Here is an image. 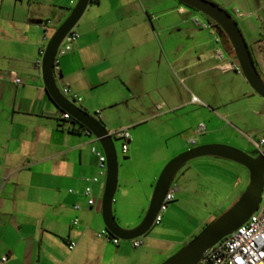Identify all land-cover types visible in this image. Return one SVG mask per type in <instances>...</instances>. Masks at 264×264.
Instances as JSON below:
<instances>
[{
	"label": "crops",
	"instance_id": "0c3cea01",
	"mask_svg": "<svg viewBox=\"0 0 264 264\" xmlns=\"http://www.w3.org/2000/svg\"><path fill=\"white\" fill-rule=\"evenodd\" d=\"M74 1L0 0V258L6 257L0 264H159L215 219L220 202L211 198L200 210L205 215L186 216L185 226L171 221L152 225L137 248L127 241L114 245L97 237L105 229L100 210L104 177L97 176V159L90 148L99 145L86 130L61 119L46 96L40 66L35 65L49 33L69 15ZM96 1L74 27L78 39L58 58L54 77L59 91L68 87L80 99L67 97L77 107L88 114L101 111L108 133L148 119L149 103L157 96L163 115L181 120L197 116L207 122L215 118L221 124L204 126L201 134L187 124L183 129L193 136L216 137L219 143H240L242 136L251 145L254 135H262L264 127L244 135L235 126L253 122L254 105L260 104L257 95L232 87L234 91H216L212 98V83L233 71L222 68L206 50V40L190 29L191 13L174 7L176 1L159 16H150L149 11L156 9L153 3L165 4L163 0ZM46 21L50 25L43 40ZM191 97L204 109L192 111L197 103ZM117 110H122L121 118ZM117 120L125 123L117 126ZM189 140L185 142L190 147L197 145ZM138 182L135 174L127 173L119 181L125 212L130 191L135 190L137 200L145 197ZM240 182L235 180L231 192ZM86 186L92 190L91 206L83 195ZM143 206L141 202L137 207L139 220L146 211ZM139 220L125 221L122 228L132 229ZM71 243L74 247L69 249Z\"/></svg>",
	"mask_w": 264,
	"mask_h": 264
},
{
	"label": "rangeland",
	"instance_id": "374dc122",
	"mask_svg": "<svg viewBox=\"0 0 264 264\" xmlns=\"http://www.w3.org/2000/svg\"><path fill=\"white\" fill-rule=\"evenodd\" d=\"M163 1L165 4H162L161 2L152 4V7L156 9L154 11H149V15L151 14L150 16H159L161 14H165L168 11V8H171V3L174 0ZM208 1L224 10L234 20L250 51V55L256 70L264 79V0ZM75 3L76 0L73 2V5H75ZM179 6H181L184 11L191 13L189 19L190 23L188 25H190L191 30L198 34V37H200L201 40H206V50L213 54L215 50H220L222 52L223 61H219V63L222 64L224 62H228L229 58L226 56L222 45L220 42L216 43L214 41V36L210 33V30L196 27L192 22L193 20H196L198 24L205 23L207 22V18L202 14L188 9L178 3H175L174 5V7ZM53 31L49 33L48 39L52 35ZM220 40L225 45V48L230 52V46L228 42H225L222 39ZM46 43L47 42H45V45ZM219 79L221 80L218 82L219 84L217 82L212 83V98H216V91L223 90L224 94L228 93V89L229 91H234V89L230 90L232 87H241L242 94L253 93L244 81L240 71L230 72L224 76H220ZM208 90L209 88L206 91ZM161 102L162 101L157 96H153L151 102L149 103L150 111L148 114V119H142L138 121V123L126 128L128 133L131 135V142L127 144V153H121V141L112 137V142L117 157V187L113 197L112 211L116 223L121 228L125 221L139 220L137 219V216H139L138 214H140L137 210L139 203L143 202V207H145L144 210H146L154 183L165 164L179 153L192 148L186 144L185 140L191 138L197 143L196 146L204 144L226 145L241 150L248 155L254 157L257 156L253 146L247 143L245 144L243 142L245 137L242 136H238L240 143L235 141H232V143H230V141L228 143L225 140H223L225 143H219L220 139H217L216 137L206 139L203 138V136L191 135L190 131L183 129L187 124H190L193 126V128H196L199 123L206 126L207 128H216L221 124L215 118L210 119V121L207 122L205 120H199L196 118L197 116H191L186 120H181L180 118H174L171 115H163L161 113L163 112L162 110L164 105H161ZM158 105H161V107L157 108ZM240 106H242V104H239L237 108H240ZM202 109L204 108L197 103L192 111L198 112ZM119 111L122 110L115 111V113L119 114L117 118H121ZM98 112L101 117L99 122L103 125L104 122L102 121V113L101 111ZM254 112L257 115L250 125L244 126L235 123L236 129H238L244 135L248 134V132H253L251 130L264 127V101L262 99H260L259 106L254 105ZM215 114L218 115L217 113ZM89 115L92 117L94 116L93 112H89ZM222 120L224 122H228L226 119ZM116 122L117 123H115V125L117 126H122V124L125 123L123 120H117ZM258 123L261 125H257ZM119 129H115L113 131ZM225 132L234 135V133L229 129H226ZM254 138V140H257L258 134L254 135ZM123 157H126V159H123ZM123 173L130 175L135 174L140 181L136 183V185L139 186V189H141L145 194L144 199L137 200L133 194L135 190L133 189V192L130 191L128 194V199L125 201L128 207L126 212L119 201L121 191L119 181H121ZM237 178L241 180L240 185L233 192H231L233 183ZM247 178V171L242 166L226 160L203 157L187 162L176 172L173 177L171 186L176 187L177 191L175 192L173 201L166 204V211L164 210L165 212L163 211L160 214L162 221L160 220L159 224L166 223V221H171L177 225H180V227L185 226L187 224L185 222L186 220L184 219L186 216H191L192 214L195 216V218L199 219L205 215L200 210H204L202 206H204L205 203L208 204L211 198L216 202H220L219 210L213 213L215 216L214 218H216L225 210L230 208L231 205L238 199L241 191H243L247 185ZM190 191H194L196 195ZM229 193L230 195L227 196ZM202 229L203 226L196 231L195 235H197ZM143 239H145V235L141 237L142 243ZM178 250L179 249L171 253V255H173ZM168 257H166V259Z\"/></svg>",
	"mask_w": 264,
	"mask_h": 264
},
{
	"label": "water",
	"instance_id": "95a60500",
	"mask_svg": "<svg viewBox=\"0 0 264 264\" xmlns=\"http://www.w3.org/2000/svg\"><path fill=\"white\" fill-rule=\"evenodd\" d=\"M180 5L196 11L212 21L225 36L232 55L246 84L264 101V80L256 70L250 51L234 20L221 8L208 0H174ZM90 0H76L69 15L54 30L48 39L40 60V74L44 90L57 113H67L82 125L96 140L105 156V174L100 198L101 218L109 235L120 241L143 237L152 227L165 193L176 172L187 162L203 157L217 158L242 166L248 174L247 185L238 199L208 223L177 252L160 264H197L204 253L223 238L231 234L257 210L264 185V150L256 157L241 150L221 144H204L187 149L169 160L159 173L150 200L141 221L132 229L121 228L112 211L113 197L117 187V157L112 138L104 126L74 102L63 96L55 84L53 62L56 51L64 37L74 29ZM57 113H44L55 117ZM126 159V157H123Z\"/></svg>",
	"mask_w": 264,
	"mask_h": 264
},
{
	"label": "built area",
	"instance_id": "2783aa9c",
	"mask_svg": "<svg viewBox=\"0 0 264 264\" xmlns=\"http://www.w3.org/2000/svg\"><path fill=\"white\" fill-rule=\"evenodd\" d=\"M91 1V0H90ZM196 27L201 29H209L210 33L214 36V41L216 43H221V38L217 34V26L212 21H207L205 23L198 24L196 20L192 21ZM50 25L49 21L44 22L43 27V40H46L47 27ZM78 39V35L73 30L70 31L62 40L60 46L56 51V55L53 62V72L58 71V58L65 55L71 50L72 45ZM43 53V49L39 51L40 58L35 62V65L40 66V60ZM214 57L218 61H223L222 52L216 50ZM222 68L226 67L227 69L238 72L239 68L235 60L232 58L228 59V62H224L221 65ZM19 79H15L14 83L18 84ZM60 93L67 97L72 98V101H80V99L70 92L68 87H63L60 90ZM192 103H197L195 97H191ZM161 107L158 105L157 108ZM61 119L69 121L72 119L67 113H60ZM94 118L99 121L100 114L98 111L94 113ZM204 131V125L199 124L196 129V134H201ZM110 137L118 139L121 141L120 151L122 154H125L127 151V144L129 142V133L127 129H119L113 132L108 133ZM190 145H194L193 140H189ZM250 144L253 146L256 155H259L264 150V130L262 135L257 140H250ZM91 154H93L97 159V176L104 177L105 174V156L102 150L99 147L92 146L90 148ZM91 178L92 183L97 182L98 177ZM176 187L168 188L165 196L163 198L162 204L159 208V211L153 221L152 225H158L160 223L161 217L160 214L165 210L167 203H170L174 199L176 192ZM83 195L87 198V205L91 206L94 203V198L92 196V190L89 186H86L83 189ZM74 209H78V206H75ZM76 220L73 221L75 223ZM97 237L105 238L107 241L116 245L119 240L115 237H111L105 229L97 233ZM132 248H137L142 245L141 238H136L129 241ZM74 244H69L68 248L72 249ZM6 260L5 256L0 258L1 262ZM197 264H264V185L262 188L260 202L257 210L246 220L244 224L238 227L231 234L223 238L217 244L208 249L201 260Z\"/></svg>",
	"mask_w": 264,
	"mask_h": 264
},
{
	"label": "trees",
	"instance_id": "16d2710c",
	"mask_svg": "<svg viewBox=\"0 0 264 264\" xmlns=\"http://www.w3.org/2000/svg\"><path fill=\"white\" fill-rule=\"evenodd\" d=\"M90 3H91V4H96L97 1H96V0H91ZM195 12H196V11H195ZM217 31H218V33H220V38H221L223 41L227 42L225 36L221 33V31H220V29H219L218 27H217ZM227 51H228V50H227ZM228 53H229V56H230L233 60H235L234 57H233V55H232L231 49H230V52L228 51ZM46 96H47V94H46ZM47 97H48V96H47ZM48 99H49V97H48ZM68 122H70V123L73 124V125H74V124H77L79 129L86 130L82 125L76 123L73 119H70ZM86 131H87V130H86ZM87 132H88V131H87ZM88 133H89V132H88ZM206 225H207V224L203 225V227L206 226ZM110 236L113 237L112 235H110Z\"/></svg>",
	"mask_w": 264,
	"mask_h": 264
},
{
	"label": "flooded vegetation",
	"instance_id": "af4514ba",
	"mask_svg": "<svg viewBox=\"0 0 264 264\" xmlns=\"http://www.w3.org/2000/svg\"><path fill=\"white\" fill-rule=\"evenodd\" d=\"M207 21H210V20L207 19ZM217 34H218V36L220 37V33H218V31H217ZM260 76H261V75H260ZM262 79H263V78H262ZM263 80H264V79H263Z\"/></svg>",
	"mask_w": 264,
	"mask_h": 264
}]
</instances>
